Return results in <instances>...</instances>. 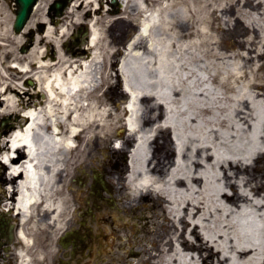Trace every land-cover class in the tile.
I'll return each mask as SVG.
<instances>
[{"label": "bare ground", "instance_id": "1", "mask_svg": "<svg viewBox=\"0 0 264 264\" xmlns=\"http://www.w3.org/2000/svg\"><path fill=\"white\" fill-rule=\"evenodd\" d=\"M74 2L65 21L90 28L76 56L51 59L57 30L46 16L27 54L0 56V113L19 123L0 137V211L18 225L16 264H57L54 236L71 220L76 168L85 179L110 175L125 198L118 218L128 222L115 232L127 243L114 264L131 246V215L144 224H134L139 259L126 264H264V0H120L107 33L103 0ZM88 7L90 17L75 14ZM231 17L246 31L232 53L213 29L225 33Z\"/></svg>", "mask_w": 264, "mask_h": 264}, {"label": "rangeland", "instance_id": "2", "mask_svg": "<svg viewBox=\"0 0 264 264\" xmlns=\"http://www.w3.org/2000/svg\"><path fill=\"white\" fill-rule=\"evenodd\" d=\"M51 0H45L42 2V4L39 6V8L35 11V13L33 14L32 16V23H31V26L35 32V34L33 35V39L34 37L38 36L39 32L36 31V25L39 24L41 21H43V13L45 12L46 10V7H47V4H49ZM104 3H103V9L101 10H104V13L102 14L101 11H99L98 13V16H101L103 17V20L105 21L103 23V30H105L104 32H106V28L107 26L110 24L109 22H111L115 17L121 15L123 13V10L122 8L119 9L117 12L113 11L114 8H110L109 11H105V9H107V6L109 7V5H111V1L110 0H103ZM219 0H213V2L215 4H217ZM89 7L86 8L85 10H83L81 12V10H76L75 14H86L88 13ZM10 10H5V9H0V56H6V55H13L14 57H17V56H21L23 52H21V49L23 47V45L27 44L29 42V38H27V34H30V33H27L25 32L24 34L22 35H16L13 30H12V25H13V22H14V19H15V14L14 12H9ZM92 15L93 13L90 12ZM139 17L135 18L134 19V25L132 26V29L131 31L129 32V34L126 36V38L124 39V43L123 44H119V47L121 46V51L118 52L117 54V59L120 61V59H122L123 55H124V50L122 51V48H124V46L126 45L127 41L130 40V38L135 34V31H136V27L139 26V20H138ZM233 17H231L229 20H230V25L227 26L228 30H226V32L224 33H221L218 31L217 29V26L219 25L218 22H215L214 26H213V29H214V33L216 34L217 38L220 39L221 41V44H222V47L227 51V52H235L236 51V44L240 41V39H243L245 36H246V31H244V29H241L240 27H238L239 25H237L236 21L232 19ZM249 21V20H248ZM116 24L114 25V27H116ZM119 24L123 25L122 22H120ZM245 24L249 27H252L250 24L246 23ZM76 25H79V23H76L74 20L70 21V20H67L65 22V24H60V25H53V27L56 28L57 30V34L54 36V45H52V43H48L47 45H49V48L51 47V50L53 49V52L52 51L50 52V56H51V59L53 61H57L59 55H60V52H62L64 54V58H68V57H72V54L71 53H68L67 49L64 47V43L66 41V39H68V34H69V29L73 28L74 26ZM241 30V32H240ZM27 31H30L29 29ZM113 34V33H112ZM107 35V34H106ZM116 37H120L122 36V32L117 31V33L115 34ZM260 44V45H259ZM258 44V51H260L261 53H263V56L261 58L262 61H264V40L262 41V43H259ZM41 46V50H45V48H47L46 45H40ZM116 50L113 49L111 50V54H116L114 51ZM23 54H27L26 52L23 53ZM110 54V55H111ZM109 55V56H110ZM2 56V57H3ZM109 56H107L106 58V61L104 63L105 66L104 67V72L106 71V68L107 70H109L110 66H111V62L110 60H113V57L109 58ZM50 58V57H49ZM113 62V61H112ZM114 68V66H113ZM112 71L114 72V69H112ZM115 73V72H114ZM107 86L103 87L102 89H104L105 91L107 90ZM103 92V91H102ZM101 92V93H102ZM114 94H116V90H114ZM106 94H111V91L107 92ZM9 116L8 114H2L0 113V123L1 121L5 118ZM16 127L19 126V123H15ZM6 134H4L0 128V137H3L5 136ZM91 148L89 147V150ZM130 149V148H129ZM88 150V151H89ZM93 150V149H91ZM105 154V153H104ZM108 156L109 159H107V169L110 171L111 170V166L110 164L108 163L109 161H115L116 158L113 157V154H111L110 152H108L107 154H105ZM100 157L101 159H103V155L100 154ZM93 158H94V155H92V152H90V155H89V158H88V162H93ZM117 160L119 162H125L123 161V158L122 156L118 155L117 157ZM103 161V160H102ZM78 168H76L73 173L70 175L69 177V180H68V183L70 184L69 186H73V189H71V192H72V195H71V202H72V209L70 210V214H69V217H70V221H69V224L67 225L66 229L64 230V232H57L56 235L54 236V239L56 241V248H55V251L52 255V258H53V261L54 259H56V257L59 256L60 253V245H59V239L60 237H62L65 232L70 229V227L74 226L76 224V220H75V211L77 208H84L86 206V202H84V199H89V193H90V184H91V181H92V178L90 177L89 180H87V183L86 185L84 186L83 189H80L78 187H75L74 186V180L80 175L79 173V170H77ZM91 172V171H90ZM92 176L94 177V174L92 172ZM110 175H108L107 177V182L110 183L112 185V182L111 180L109 179ZM2 183V190L5 189V187L7 186V183ZM69 186H67V192H69ZM113 187V186H112ZM92 189V188H91ZM76 192H78L80 194V198L81 200L77 197L76 195ZM70 193V192H69ZM117 194V196H116ZM114 197L113 198L117 204V207L120 209V204L122 203V201L125 199L123 196L121 197L122 200L118 199V191H115L114 190ZM0 205L2 206V203H3V199L5 198L4 197V194L2 192H0ZM144 204V202H143ZM92 205V202L89 203V206ZM114 206V205H113ZM118 208H115V209H111L110 212L117 217V215L119 214V209ZM88 209V207H87ZM68 217V219H69ZM130 228H131V232H130V236L128 237V240L131 242V246H129V248L127 247V251L123 257V260H122V264H126V256H129L130 255V251L131 249L133 248L134 246V238H135V235L137 234V231H136V226L134 225L135 223H141L143 224L144 222H141L140 220H138L136 217L134 218V215H131L130 216ZM115 220V223L113 224V226H110L108 229H106V232H104L106 235V237H104V240H102V244H103V250L101 249V254H100V257H99V260L97 261L96 264H114V256H113V252L114 250H117V248H121L119 250V252L123 253L122 250H124L126 248V240H127V233H124V237L119 240V238H117V233H114L113 232V227L116 228V224L118 223H122V221H117ZM125 222V221H124ZM128 222V221H126ZM105 229V227H104ZM126 236V237H125ZM103 251V252H102ZM104 254V255H102ZM63 254H61V257H62ZM60 257V256H59ZM60 257V258H61ZM64 257V255H63ZM132 258V257H131ZM139 258L136 257L134 260H138ZM2 261V260H1ZM117 264V262L115 263Z\"/></svg>", "mask_w": 264, "mask_h": 264}, {"label": "flooded vegetation", "instance_id": "3", "mask_svg": "<svg viewBox=\"0 0 264 264\" xmlns=\"http://www.w3.org/2000/svg\"><path fill=\"white\" fill-rule=\"evenodd\" d=\"M45 0H39L40 5ZM75 0H51L49 4H47L46 10L43 13L44 16L48 18L49 24L52 25H60L65 22V17L67 16V12L70 7L75 3ZM39 5V4H38ZM59 5V7H58ZM16 4L15 0H0V9L10 10L9 12H13L15 10ZM119 10L118 7H114L115 12ZM91 13H88L89 17ZM47 25L43 22H40L36 25V31L41 32L46 29ZM34 35L35 32L33 31ZM89 28L85 25H76L73 28L69 29V51L72 55H77L79 48L85 46L88 43L89 37ZM30 34H27V38H30ZM32 42H28L26 44V52L29 51L32 47ZM81 45V47L79 46ZM52 53L53 50H51ZM27 85H30V82H27ZM1 168H3L1 179L4 180V183H7L6 174L7 167L4 164H0ZM105 206L108 207V203H105ZM99 210L102 208H98ZM112 216L109 212L105 217H101L95 219L94 216L91 217V224L89 228L90 235H88L87 230L82 228L77 222V226L74 229L77 237L78 244L77 249L75 251V258L73 257V249L69 248L67 250H62L61 254L66 255L69 253L68 259H66V264H96L99 260V250H100V240L102 237L100 225L108 226L111 224ZM77 221V220H76ZM97 225V230H95V226ZM73 230V229H70ZM17 232L18 225L13 224V227H9L8 235L4 238L0 243V264H16L17 259H15L14 252L12 251L16 241H17ZM2 260V261H1ZM69 261V263H68Z\"/></svg>", "mask_w": 264, "mask_h": 264}, {"label": "water", "instance_id": "4", "mask_svg": "<svg viewBox=\"0 0 264 264\" xmlns=\"http://www.w3.org/2000/svg\"><path fill=\"white\" fill-rule=\"evenodd\" d=\"M18 9L16 10V18L14 22V30L17 34L21 33L23 29L25 28L27 22L29 21L33 7L36 5L37 0H16ZM59 7V5H58ZM1 128L5 127V122L1 123ZM102 188V189H101ZM93 197L101 198L99 192L100 190L107 191L110 193V188L108 184L105 182L104 178L102 176L94 175V183H93ZM96 206V204H95ZM7 224L6 223H0V233L4 234L6 229H7ZM84 229L87 230L88 235H90L89 228L86 227V225H82ZM4 236V235H3ZM60 244L63 248L68 249L72 248L73 249V257L75 256V251L77 249V244H78V237L76 232H69L61 238ZM132 257H136L134 253L131 255ZM75 258V257H74ZM69 263V262H68Z\"/></svg>", "mask_w": 264, "mask_h": 264}]
</instances>
